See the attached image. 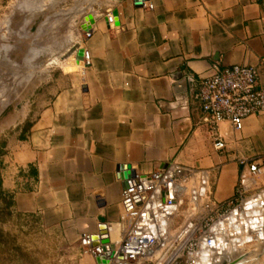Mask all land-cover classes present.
Masks as SVG:
<instances>
[{
  "label": "crops",
  "instance_id": "1",
  "mask_svg": "<svg viewBox=\"0 0 264 264\" xmlns=\"http://www.w3.org/2000/svg\"><path fill=\"white\" fill-rule=\"evenodd\" d=\"M65 1L55 11L74 18L64 35L43 43L41 26L35 38L65 50L53 55L61 62L50 73L47 101L26 136L0 156L12 212L81 248L101 217L110 238H119L120 166L140 175L170 163L203 170L217 201L232 197L238 160L264 159V113L249 116L240 131L220 124L225 148L215 151L185 78L206 76L217 62L257 67L264 85V0H146L141 8L133 0ZM115 10L118 30L106 19ZM88 14L95 21L85 37ZM79 48L87 66L63 72ZM258 184L264 189V175Z\"/></svg>",
  "mask_w": 264,
  "mask_h": 264
},
{
  "label": "built area",
  "instance_id": "2",
  "mask_svg": "<svg viewBox=\"0 0 264 264\" xmlns=\"http://www.w3.org/2000/svg\"><path fill=\"white\" fill-rule=\"evenodd\" d=\"M106 19L113 27L112 15L107 14ZM83 32L90 36L89 30ZM88 62L84 51L83 63L87 66ZM258 77L257 67H223L217 62L206 76H186L199 103L200 124L213 140L215 151L225 148L220 124L240 131L249 116L264 113V85L258 84ZM238 165L234 194L223 201L215 199L209 173L203 170L170 163L151 174H136L132 184L121 191L119 241L109 264H226L216 258L225 252L219 250L220 245L238 236L236 225L241 221L245 235V201L264 191L257 179L263 175L264 159H239ZM252 234L250 242L264 244L261 228ZM80 245L94 263L95 257L104 254L101 246L91 247L88 235L80 238ZM118 254L124 258L119 260Z\"/></svg>",
  "mask_w": 264,
  "mask_h": 264
},
{
  "label": "rangeland",
  "instance_id": "3",
  "mask_svg": "<svg viewBox=\"0 0 264 264\" xmlns=\"http://www.w3.org/2000/svg\"><path fill=\"white\" fill-rule=\"evenodd\" d=\"M65 3V0H0V155L10 141L26 136L35 113L47 101L50 73L61 62L55 61L53 55L64 54L65 50L38 46L43 39L35 38L41 26L47 39L43 43L49 42L51 36L64 35L74 18L56 17L55 11ZM0 229L4 234L0 237V264H91L82 247L59 233L45 230L33 219H19L14 214L6 222H0ZM241 257L235 264H264L263 245L255 242L243 245L228 255L227 264Z\"/></svg>",
  "mask_w": 264,
  "mask_h": 264
},
{
  "label": "water",
  "instance_id": "4",
  "mask_svg": "<svg viewBox=\"0 0 264 264\" xmlns=\"http://www.w3.org/2000/svg\"><path fill=\"white\" fill-rule=\"evenodd\" d=\"M146 0H133L134 6L136 8H141L143 6V2ZM113 22L115 28L118 30L119 28V22H118V15L117 11L112 12ZM94 16L92 14H88L84 17V23L81 25V29L83 31H88L91 27V24L94 23ZM83 55H84V49L79 48L76 52V56L74 61L67 62L68 68H63V72H72L76 70L78 67H84L83 63ZM71 67V68H69ZM165 167V166H164ZM118 178L123 182V188L128 187L132 184L131 180L135 178L136 172L131 169L129 165L120 166L118 167ZM99 227H98V233L95 235L90 236L91 239V247H97L101 246L102 250L104 252L103 255L97 256L94 258L95 264H109L110 259H112L115 255V245L111 243L109 232H108V226L105 223L104 218H99ZM263 226H264V220H263ZM264 247V244H263ZM117 258L119 260H122L124 257L121 254L117 255ZM238 263V261H233L231 264Z\"/></svg>",
  "mask_w": 264,
  "mask_h": 264
},
{
  "label": "bare ground",
  "instance_id": "5",
  "mask_svg": "<svg viewBox=\"0 0 264 264\" xmlns=\"http://www.w3.org/2000/svg\"><path fill=\"white\" fill-rule=\"evenodd\" d=\"M263 220H264V191L263 193L253 197L251 200L245 201V235L241 233L242 232L241 223L242 224L244 223V221H241V223L236 225L238 236H236L233 240H230L229 242H223V244L220 245L219 250L225 252H219L218 253L219 255L217 254L216 258L223 259L227 264L228 263L227 257L229 254L231 255L232 252L234 253V251L238 250L239 248L243 247V245L248 244L251 240L254 239V237L252 236L253 235L252 231L254 232V234H258L261 228L264 239ZM110 240L111 243L115 244L119 241V238L115 240L110 238ZM261 245H263V243Z\"/></svg>",
  "mask_w": 264,
  "mask_h": 264
},
{
  "label": "trees",
  "instance_id": "6",
  "mask_svg": "<svg viewBox=\"0 0 264 264\" xmlns=\"http://www.w3.org/2000/svg\"><path fill=\"white\" fill-rule=\"evenodd\" d=\"M11 205V197L2 190L0 185V222L4 223L8 219H11L13 217L14 213L11 210ZM3 235L4 234L0 229V237H2Z\"/></svg>",
  "mask_w": 264,
  "mask_h": 264
}]
</instances>
